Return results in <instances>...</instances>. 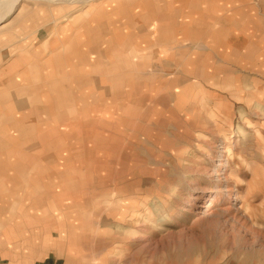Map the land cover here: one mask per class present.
Here are the masks:
<instances>
[{
    "label": "rangeland",
    "instance_id": "rangeland-1",
    "mask_svg": "<svg viewBox=\"0 0 264 264\" xmlns=\"http://www.w3.org/2000/svg\"><path fill=\"white\" fill-rule=\"evenodd\" d=\"M85 1L0 0L27 69L0 77V264H264V10L254 27H205L198 40L224 48L209 59L182 42L181 59L141 49L116 67L109 29L101 42L61 29L90 20L100 0ZM128 66L174 69L191 90L116 115Z\"/></svg>",
    "mask_w": 264,
    "mask_h": 264
},
{
    "label": "crops",
    "instance_id": "crops-1",
    "mask_svg": "<svg viewBox=\"0 0 264 264\" xmlns=\"http://www.w3.org/2000/svg\"><path fill=\"white\" fill-rule=\"evenodd\" d=\"M93 6L94 11L88 22L86 19L81 20V16L78 17L79 14L75 13L77 16L66 14L68 25L61 26V29L67 30L70 34H76L74 38L82 32L85 35L95 31L98 42H101L102 32L109 29L108 41L114 44L110 59L114 60L113 63L117 67V61L133 59V53L138 55L141 49H147L148 53L145 56L138 55L141 59H181L182 54L189 51L187 47L183 51L182 42L191 45L202 44L200 46L204 54L202 57L209 59L214 53H222L224 48L221 51L213 44L206 43L205 40L199 41V38L205 37L204 28L219 18H223L229 27L237 26L242 29L254 27V23L262 21L259 11L264 10V0H100ZM80 21H85V25L82 26ZM6 27L7 24L0 25V77H6L9 72H12L15 77H25L27 69L19 68L22 57L16 53L17 48H10L17 43L18 36L13 31L7 32ZM253 31L254 29L249 30L251 34ZM230 50L237 51L233 47H230L228 52ZM166 55L168 57H165ZM145 66L150 67L149 63ZM128 68L129 66L126 69L120 68L115 72V76L121 77L118 84L112 88L111 95V107L116 115L120 113L122 107H131L133 100L138 101L139 105L156 99L166 103L167 100L181 97L177 96L181 92L191 90L186 85L182 91L178 89L181 80L184 79L182 76L171 80L165 78L167 74L174 72V69L168 70L169 72L165 68L158 69L156 73H152L153 70L143 73L144 70H142V73H139ZM147 74V84L141 79L132 77L134 75L143 77ZM193 77L194 71L191 68L189 78ZM49 89L52 92L53 86L50 84ZM0 90L5 92V85L1 84ZM151 93L158 94L154 96ZM2 96L5 97L4 94ZM97 98H100V95H97ZM132 109L135 110V117H137L139 108L132 107ZM135 120L138 121V118Z\"/></svg>",
    "mask_w": 264,
    "mask_h": 264
},
{
    "label": "bare ground",
    "instance_id": "bare-ground-1",
    "mask_svg": "<svg viewBox=\"0 0 264 264\" xmlns=\"http://www.w3.org/2000/svg\"><path fill=\"white\" fill-rule=\"evenodd\" d=\"M11 1V3H12V5H13V8H14V6H16L17 5V3L20 1V0H10ZM86 1H89V0H86ZM85 1V2H86ZM9 5V4H8ZM6 11H8V10H6ZM11 11H9V13H10ZM7 13V12H6ZM249 126L251 127V124H249ZM250 129V128H249ZM242 132V131H241ZM222 149H223V151L222 152H220V156H219V158H220V160L218 161V163L219 164H217L216 166L218 167V169L219 170H223L224 168L225 169H227L230 165H229V162H228V159H229V157H228V159L227 158H225V156H226V154H227V152L229 151V149L228 148H226V147H222ZM230 152H231V150H230ZM230 154V153H229ZM231 159V158H230ZM218 169H217V171H218ZM224 174V173H223ZM223 174L221 173V175L220 174H216V177H217V183L220 185V182L222 183L223 181H227V179H226V176H223ZM217 188V187H216ZM228 192V191H227ZM211 193H213V191L211 192ZM237 196V195H236ZM233 200L234 201H238V198L237 197H234L233 198ZM192 201H198V198L197 197H193L192 198ZM223 202V201H222Z\"/></svg>",
    "mask_w": 264,
    "mask_h": 264
}]
</instances>
